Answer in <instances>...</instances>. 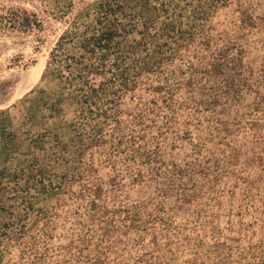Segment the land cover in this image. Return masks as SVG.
Segmentation results:
<instances>
[{
  "label": "rangeland",
  "instance_id": "374dc122",
  "mask_svg": "<svg viewBox=\"0 0 264 264\" xmlns=\"http://www.w3.org/2000/svg\"><path fill=\"white\" fill-rule=\"evenodd\" d=\"M0 264H264V0H0Z\"/></svg>",
  "mask_w": 264,
  "mask_h": 264
},
{
  "label": "trees",
  "instance_id": "16d2710c",
  "mask_svg": "<svg viewBox=\"0 0 264 264\" xmlns=\"http://www.w3.org/2000/svg\"><path fill=\"white\" fill-rule=\"evenodd\" d=\"M102 10L99 11L100 17L98 18V20L100 21V23H102L106 18L108 13L113 12L114 9L112 8V4L110 3H106L105 5H101ZM24 13H26L25 11H23ZM22 21H18V22H22L21 25L25 26V27H30L31 25H33V23H31L30 19L26 18L24 19L23 17ZM36 23V22H34ZM39 25V24H38ZM121 26V23L117 22V24H112L110 23L109 26L107 27L106 31H103L102 33L89 37L88 39H86L85 42H87L84 46L86 52H95L96 49L99 50H105V49H109V47L111 48V39H113L114 37H119L120 34L119 33V27ZM32 27V26H31ZM65 38V37H64ZM63 42V41H62ZM60 47H62V44L59 45ZM102 55V54H101ZM104 56V55H102ZM119 58V56H118Z\"/></svg>",
  "mask_w": 264,
  "mask_h": 264
}]
</instances>
